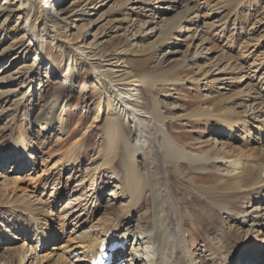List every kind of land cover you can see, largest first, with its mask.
Segmentation results:
<instances>
[{
	"label": "rangeland",
	"instance_id": "374dc122",
	"mask_svg": "<svg viewBox=\"0 0 264 264\" xmlns=\"http://www.w3.org/2000/svg\"><path fill=\"white\" fill-rule=\"evenodd\" d=\"M70 1L61 3V8L68 6ZM124 1L111 0L100 9H97L100 4H94L93 9L84 12V20L92 22L86 43H91L100 55L110 54L121 46L133 45L129 39L135 35L136 43L132 47L136 52L122 58L128 60L132 78L141 84L137 87V100L147 102L150 109L158 108L165 120L164 130L169 142L201 155L213 152L248 155L254 148V131L250 139L245 127L236 123H229L227 127L214 115L239 112L245 119L244 113L249 112L251 104L248 100L264 85V0H198L199 16L204 15L207 25L202 27L200 21L190 20L179 37L169 36L151 48L145 46L156 35L145 34L138 26L126 31L129 27L126 21H117L123 18L121 11L127 7L109 16L105 14L111 5ZM21 2L23 8L13 13L11 21L0 29V69L5 71L1 74L0 70V78L5 79L4 85H0V93L10 91L1 97L3 102L0 103V264H19L23 260V253H16L19 249L25 251V260L21 264H81L80 251H73V245L82 242L84 233H94L101 226L105 228L104 224L110 218L108 206L115 205L119 211L127 201L123 189L127 180L121 178L127 171L126 164L105 165L110 158H117L108 153L113 131L108 126L110 114L103 108L104 93L111 89L107 82L101 85L94 79L92 71L99 70L100 64L91 69L80 59L74 61L69 52L64 54L63 51L59 55L52 49V40L47 41L46 53L35 60V42H30L27 35L23 40L21 37L24 26L27 22L30 25L34 15L36 17L38 7L34 5L35 0H19L16 7ZM184 3V0H176L172 2V9L166 6L162 11L169 15L178 13ZM2 20L0 17V26ZM155 22H151V28L157 26ZM200 25L207 40L201 50L202 41L198 37L192 38L195 28ZM73 34L74 31H70L68 38ZM70 63L74 72L72 82L63 77ZM174 64L177 66L169 68ZM30 66H33L32 73L27 76L26 70ZM130 75L125 77V82L131 79ZM7 80L11 85L8 86ZM176 80H180L179 85ZM61 86L66 90L62 95L57 94ZM129 90L130 84L125 85L126 96L130 94ZM55 95L61 99L53 109L52 126L40 131L36 122ZM21 133L28 137L32 160L9 162L5 160L4 148ZM122 145L119 143L118 147L124 153L126 148ZM29 156L24 157L29 159ZM140 160L141 157H134L141 169L144 162ZM13 165L17 171L7 173ZM181 165L188 175L175 168L171 173L185 182L200 175L189 170L186 163ZM213 166L214 171L203 174L202 185L223 182L219 175L222 167ZM95 169H98L96 174L93 173ZM41 171L45 174L41 175ZM6 179L16 180V185L2 188L1 183ZM100 189L103 193H99ZM261 194L264 197V192ZM260 200V195L255 194L243 207L252 214L260 209ZM147 211V205L143 204L134 212L132 224L135 227ZM259 212L260 223L264 210ZM31 216L40 222L47 220L46 232L53 233L47 246L44 244L35 251L39 256L31 251L28 241L33 238ZM226 218L223 215L221 220L227 231L230 227L236 230L231 234L243 244L250 241L249 248H243L236 255L238 261L247 256L248 250L264 253V230L250 223L240 228L238 220ZM5 227L6 230L1 231ZM188 239L191 249H195L197 255H203L206 244L201 243L198 235ZM133 242L134 239L124 253L133 249ZM71 252H76L77 256L72 257ZM40 256L41 262L38 261Z\"/></svg>",
	"mask_w": 264,
	"mask_h": 264
},
{
	"label": "bare ground",
	"instance_id": "6f19581e",
	"mask_svg": "<svg viewBox=\"0 0 264 264\" xmlns=\"http://www.w3.org/2000/svg\"><path fill=\"white\" fill-rule=\"evenodd\" d=\"M17 1L19 0H1L0 17L3 20L0 29L3 30V26L11 21L14 16L13 13L23 8L22 2L16 7ZM64 1L35 0L34 5L38 7L36 17L34 15V20L30 25L27 22V25L24 26V35L21 39L23 40L27 35L30 42H35V60H39V57L46 53L47 41L52 40V49L57 54L60 55L63 51H65L64 54L69 52L74 61L80 59L91 69L95 68L96 64H100V69H93L92 73L95 75L94 79L98 84L102 85L103 82H107L111 89L109 93H104L103 104L105 107L103 106V108H105L106 113L110 114L107 117L110 121L108 126H110V131H113L108 153L117 157L113 160L107 157L109 162L105 161V165L111 164L115 167L119 164H126L127 169L126 173L121 175V178L127 180V186L123 185L124 194H127V201L122 210L116 211L115 205L108 206L110 218L104 224L105 228L100 225L102 228L94 231V233H84L82 242L73 245V251H80L79 257L85 258L96 252L101 240L117 242L125 237L134 236L133 249L129 253L120 251L116 253L117 256L115 255L128 264H236L238 262L236 255L242 252L243 248H249L250 241L243 244L240 239L237 240L231 234L236 230H231L230 227V230L227 231L221 217L225 215L234 222L238 220L237 226L240 228L245 225L248 226L250 223L249 225H255L264 230V216L263 221L259 223L261 217L258 215L259 210L262 212L264 210V197L261 194L264 192V85L260 92L248 100L251 104L249 112L244 113L245 119H242L239 112L237 114L222 112L214 115L216 119L222 120L227 127L232 123L245 127V132L250 139L253 137L251 132L254 131L256 134L255 138H252L254 148L248 155L218 152H213L211 155H201L193 153L191 149H183L169 142V137L164 130L165 120L157 110L158 108L151 107L150 109L147 102L137 100V87L141 84L137 83V79L132 78L127 66L128 60L122 58L125 54L136 52L132 47L136 43V36L132 35L129 39V43L133 45L121 46L110 54L104 52L100 55L91 43H86L85 38L92 22L84 20V12L89 8L93 9L94 6L92 5L94 4H100L97 9L107 6L111 0H71L68 6L61 8V3ZM175 1L125 0L123 4L111 5L105 14L109 16L111 13L127 7L126 10L121 11L124 15L123 18H118L117 21H126L129 25L126 27V31L127 28L134 27L133 29H135L138 26L140 31L146 32L145 34L156 35L145 46L149 48L154 43L162 42L169 36L179 37L180 31L183 32V28L187 26L186 24L190 20L200 21L202 27L207 25L204 22L206 21L204 15L199 16L198 0H184L182 9L175 14L170 13L169 15V12L162 11L166 6L172 9V2ZM24 11L27 15L29 14L28 10ZM153 21H156L157 26L151 28L150 24ZM200 28L201 25L197 26L192 36V38L198 37L202 41L199 50L207 42L206 34ZM70 31H74V34L69 39L67 34ZM71 66V63L66 66L63 76L68 78L69 82L73 81L74 72H72ZM176 66L177 64H174L169 68ZM32 68L33 66H30L26 70L27 76L31 75ZM0 70L1 74L5 72ZM128 74L131 79L125 82L124 79ZM140 76L145 77L143 74ZM4 81L5 79L0 78V85H4ZM7 83H9L8 86L11 85L8 80ZM176 83L179 85L180 80H176ZM127 84H130V94L126 96L125 85ZM167 88L171 89L170 87ZM9 92L5 90L0 93V103L3 102L1 97ZM65 92V86H61L58 88L57 94L62 95ZM60 99L59 95H55V98L48 103L41 118L36 122L38 130L51 128L53 109ZM228 131L230 132V130ZM117 141L118 143H115ZM119 143H123L122 146L126 148V154L120 152ZM29 146L28 137L21 133L11 141L9 146L4 148L5 160L9 162L32 160ZM126 155L127 158H125ZM24 156H29V159ZM137 156L141 157L142 160L140 161L144 162L141 169L140 165L134 161V157ZM181 163H186L189 170L200 175L198 177L192 176L191 181L187 182L181 177H176L175 174L171 173L172 168L181 171V174H189L188 171H183ZM216 164L220 165V168L222 167L219 175L224 179L223 182L213 183L210 186L202 185L200 182L203 181V174L207 173L208 170L214 171L213 165ZM17 169L13 165L11 171L7 173H14ZM96 170L98 171L95 169L94 174H96ZM39 173L45 174L42 171ZM225 177L229 179H225ZM1 184L4 189L9 186L13 187L16 185V180L6 179ZM197 186L200 187L199 190L196 189ZM202 188H206V190ZM99 193H103V191L100 189ZM255 194L256 196L260 195L261 207L258 211L254 210L250 214L244 209L243 204H248ZM146 196L147 198H145ZM143 204L148 207L147 214H143L138 219L135 227L132 224L134 222L132 220L133 214L139 211ZM29 220L33 222L34 228L32 231L33 238H28V241L31 243V251L37 254L35 248L37 246L36 241L40 238L37 236L38 233L42 238L40 242L45 245L46 242H49L48 238H53V233L50 230L46 232L45 227L49 225L47 220L40 222L32 216ZM115 223L114 230H111V225ZM4 230L6 227L1 229V231ZM110 233L111 235H109ZM193 235H198L201 243L206 244L203 246L202 253L204 254L201 256L196 254L195 249H191L193 247L187 241ZM244 239L249 240L248 238ZM142 243L144 246H141ZM16 251L19 254L23 253V260L19 261L21 264L25 260V251L22 249ZM248 251L247 256L242 258L240 260L242 263L239 264H264L263 254H258L252 250ZM41 258L42 256L38 257L39 262H41ZM83 258L80 263L87 264L88 261ZM230 260H233L234 263Z\"/></svg>",
	"mask_w": 264,
	"mask_h": 264
}]
</instances>
